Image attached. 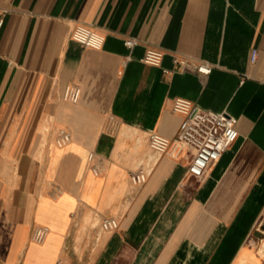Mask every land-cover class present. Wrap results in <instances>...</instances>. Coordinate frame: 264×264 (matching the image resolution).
<instances>
[{
    "label": "crops",
    "instance_id": "0c3cea01",
    "mask_svg": "<svg viewBox=\"0 0 264 264\" xmlns=\"http://www.w3.org/2000/svg\"><path fill=\"white\" fill-rule=\"evenodd\" d=\"M77 23L103 46L73 40ZM148 47L161 66L143 62ZM175 55L212 70L165 74ZM69 83L77 103L63 99ZM177 96L237 119L199 177L176 135ZM61 127L71 141L58 147ZM151 131L171 140L159 156ZM140 164L151 170L136 186ZM263 210L264 0H0V264H264L253 243ZM104 216L118 227L102 230ZM38 225L42 243L30 238Z\"/></svg>",
    "mask_w": 264,
    "mask_h": 264
},
{
    "label": "built area",
    "instance_id": "2783aa9c",
    "mask_svg": "<svg viewBox=\"0 0 264 264\" xmlns=\"http://www.w3.org/2000/svg\"><path fill=\"white\" fill-rule=\"evenodd\" d=\"M71 38L85 47L100 49L103 46L105 36L96 28L84 23H77L72 28ZM124 44L132 48L138 44L135 37H127ZM258 51L251 50L250 60L255 61ZM163 52L160 49L148 47L142 57L143 62L161 66ZM174 67L163 68L165 74L174 71L185 72L194 70L198 74L207 75L211 72L212 66L203 61H197L186 56H173ZM81 94V87L76 83H69L63 92V99L71 103H77ZM172 110L179 113L182 118L177 131V138L185 145L187 153L190 155L187 171L194 177L201 176L205 170L216 162L223 150L229 146L238 136L236 128L237 119L235 116L225 111H214L203 109L193 103L189 98L177 96L173 99ZM71 141L70 132L61 127L56 131L54 142L56 146L63 147ZM170 138L151 131L147 136L148 146L159 156L165 153L170 145ZM94 151L88 153V160L94 159ZM91 172L99 175L105 170L101 162L93 163ZM151 170L149 164H140L129 172V180L133 185L143 184ZM262 219L258 223V229L264 220V210ZM99 226L104 231H112L118 227V220L113 216H104L99 219ZM264 228V226H263ZM264 233V230H262ZM49 233V228L44 225L35 226L31 233V240L35 243H42ZM264 246V242L262 243ZM56 264H63V260L58 259Z\"/></svg>",
    "mask_w": 264,
    "mask_h": 264
},
{
    "label": "rangeland",
    "instance_id": "374dc122",
    "mask_svg": "<svg viewBox=\"0 0 264 264\" xmlns=\"http://www.w3.org/2000/svg\"><path fill=\"white\" fill-rule=\"evenodd\" d=\"M262 215H263V214H262ZM261 219H262V216H261V218H260V221H261ZM263 226H264V220H263L262 226L259 227L258 230H256V235H255V238H254V241H253V243H254V245H255L257 251H258L262 256H264V246L262 245V243L264 242V233H263V231H262V230H264Z\"/></svg>",
    "mask_w": 264,
    "mask_h": 264
}]
</instances>
